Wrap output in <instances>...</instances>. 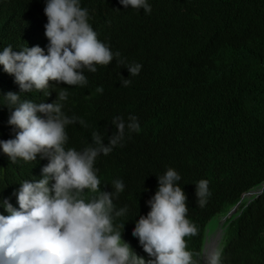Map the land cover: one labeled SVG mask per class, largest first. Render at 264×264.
I'll return each mask as SVG.
<instances>
[{"label": "clouds", "instance_id": "9594fccd", "mask_svg": "<svg viewBox=\"0 0 264 264\" xmlns=\"http://www.w3.org/2000/svg\"><path fill=\"white\" fill-rule=\"evenodd\" d=\"M21 1L0 0V19L12 16ZM168 1L175 0H30L25 42L0 48L1 72L9 82L0 94V264H264V228L234 246L223 232L240 201L208 179L184 181L171 164L150 173L153 165L132 145L133 138L171 137V113L178 108L172 102L142 124L135 115L127 121L114 117L116 131L108 140L95 131L85 147L69 143L68 128L87 124L71 116L68 106L74 100L89 106L96 89L91 77L118 76L125 69L134 76L142 69L110 44L109 33L122 17L109 6L150 14ZM131 83L123 80L124 86ZM126 129L138 133L126 139ZM116 146L114 156H107ZM102 154L110 168L128 157L134 175L106 179L97 160ZM133 188L147 197L143 216L134 222L131 214L142 200L132 196ZM213 200L221 202L203 221L200 212ZM200 224L214 227L202 245L196 243Z\"/></svg>", "mask_w": 264, "mask_h": 264}, {"label": "trees", "instance_id": "16d2710c", "mask_svg": "<svg viewBox=\"0 0 264 264\" xmlns=\"http://www.w3.org/2000/svg\"><path fill=\"white\" fill-rule=\"evenodd\" d=\"M193 1H168L155 5L150 14L134 15V9L109 6L122 17L109 33L110 44L142 69L134 76L125 69L118 76L103 72L91 77L103 92L95 89L89 106L82 100L68 106L71 116L87 124L68 128L69 143L85 147L95 131L108 140L116 131L114 117L127 121L135 115L142 124L172 102L178 108L171 113L176 131L169 139L151 137L146 142L127 129L125 138H133L132 145L153 165L150 173L171 164L182 170L184 181L208 179L212 187L226 189L235 203L240 201L237 213L222 226L229 246H234L258 226L264 228V0ZM29 4L22 0L12 16L0 19V48L19 39L25 42ZM1 71L4 94L9 82ZM125 78L132 81L129 86L123 85ZM118 147L107 156H114ZM98 166L106 179L126 180L135 172L128 157L112 168L99 159ZM244 191L257 193L241 197ZM131 193L142 200L131 214L134 222L143 216L147 197L134 188ZM220 202L213 200L201 210V219L206 221ZM213 228L200 224L196 243L204 244Z\"/></svg>", "mask_w": 264, "mask_h": 264}, {"label": "bare ground", "instance_id": "6f19581e", "mask_svg": "<svg viewBox=\"0 0 264 264\" xmlns=\"http://www.w3.org/2000/svg\"><path fill=\"white\" fill-rule=\"evenodd\" d=\"M41 7H42V5H41L40 3L36 5V8H37L38 10H40Z\"/></svg>", "mask_w": 264, "mask_h": 264}, {"label": "rangeland", "instance_id": "374dc122", "mask_svg": "<svg viewBox=\"0 0 264 264\" xmlns=\"http://www.w3.org/2000/svg\"><path fill=\"white\" fill-rule=\"evenodd\" d=\"M235 208H236V207H235ZM235 208H234V209H235ZM232 211H233V210H232Z\"/></svg>", "mask_w": 264, "mask_h": 264}]
</instances>
